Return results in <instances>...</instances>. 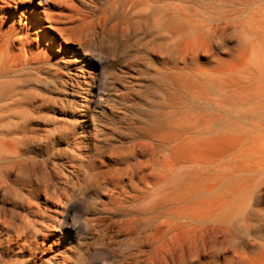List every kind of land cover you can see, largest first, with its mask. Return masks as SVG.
<instances>
[{
    "label": "rangeland",
    "instance_id": "1",
    "mask_svg": "<svg viewBox=\"0 0 264 264\" xmlns=\"http://www.w3.org/2000/svg\"><path fill=\"white\" fill-rule=\"evenodd\" d=\"M19 1L11 8L13 14L22 5H34V0ZM50 1L65 2L64 12L79 18V26L84 20L116 16L123 19L125 29L107 32L105 40L98 42L94 70L98 86L90 87V93L78 87L74 91L66 90L60 81V77L69 75L65 69L34 67L0 73V146L12 142L22 151L20 157L0 156V220L6 219L20 239L40 242L43 219L49 215L47 211H33L37 198L30 194L31 187L47 190L54 200L60 196L81 198L84 203L74 208L78 219L89 207L93 210L97 205L95 201L104 189L101 182L103 172L108 170L106 166L110 164L108 168L113 176L115 169L133 163L144 145H148L151 155L162 150L158 140L144 134L157 120L174 115L177 121L190 111L196 116L219 117L217 129H244L247 134L244 141L228 151L222 165L243 164L254 159L255 152L263 150V77L261 81L254 78L259 82L245 78L248 81L244 79V84H228L225 90L207 88L205 98H194L175 87L170 76L182 72L186 50L195 52V59L187 61L194 68L205 66L213 57L230 59L242 48L247 53L236 59L232 67H244L253 55L254 47L250 48L253 42L264 48L261 39H264V10L260 11L263 16L257 13L258 21L250 20L255 10L264 9V0H145L130 12L117 0ZM168 14L177 17L184 33L172 34L162 27V19L168 18ZM245 18L248 22L244 27L256 41L252 36L253 42L249 44L245 30L236 33L228 28L209 47L194 45V39L200 35L211 37L209 29L213 26L237 24ZM250 21L256 22L250 25ZM261 51L264 55V49ZM256 83L259 86L252 89ZM246 90H251L250 94L254 92L250 95L252 99L249 97V103H238L239 97L234 93ZM239 92L238 96L243 93ZM231 93L237 99H232ZM78 104L82 107H77ZM254 107H259L260 113L250 114ZM261 176L255 174L253 184L247 185L251 193L248 212L257 217L251 233L240 241L241 246L254 253L257 264H261L264 246V175L262 179ZM126 205L130 204L126 202ZM40 256L34 245L20 253L0 245V264H43ZM196 263L204 264L201 259Z\"/></svg>",
    "mask_w": 264,
    "mask_h": 264
},
{
    "label": "bare ground",
    "instance_id": "2",
    "mask_svg": "<svg viewBox=\"0 0 264 264\" xmlns=\"http://www.w3.org/2000/svg\"><path fill=\"white\" fill-rule=\"evenodd\" d=\"M117 1L130 12L145 0ZM17 2L20 1L0 0V73L56 67L69 72L66 78L60 77L66 90L78 87L90 93V87L97 85L94 78L97 44L105 40L107 32L124 31L123 19L107 16L96 21L84 20L79 26V18L64 12L63 1L34 0V5H22L13 14L11 8ZM258 10L249 16L250 20L258 21L257 13L264 9ZM168 16L162 19V27L172 34L184 33L177 17ZM246 21L245 18L237 24L213 26L209 29L211 37L200 35L194 39V45L209 47L228 28L236 33L245 30L250 44L253 39L256 41L252 35L255 30L251 31V39L244 27ZM255 43L248 45L254 47L251 49L254 56L244 67L237 68L232 67L234 61L247 53L242 48L230 59L213 57L205 66L194 68L187 61L195 59V52L186 50L185 67L182 72L172 74L170 81L194 98H205L207 88L225 90L228 84H244L248 77L262 80L264 48ZM257 86L256 83L252 89ZM251 90L238 91L239 96L235 92L238 103H249L250 95L254 94L249 93ZM249 113L258 114L260 108L254 107ZM219 123V117L196 116L190 111L177 121L172 115L154 122L144 134L158 140L162 150L151 155L148 145H144L135 161L115 169L113 176L110 164L108 167L106 164L108 170L103 172L101 182L104 189L95 201L97 205L93 210L89 207L78 219L74 208L84 203L81 198L60 196L54 200L47 190L31 187L30 194L37 198L33 211L49 212L43 219L42 240L20 239L4 219L0 220V245L18 253L34 245L43 264H197L200 259L204 264H257L254 253L241 246L240 241L251 233L257 217L248 212L251 201L248 188L255 174L264 175V147L254 153V159L243 164L222 165L228 151L237 148L247 134L241 127L217 129ZM2 154L20 157L22 151L9 142L1 144ZM260 260L264 264V246Z\"/></svg>",
    "mask_w": 264,
    "mask_h": 264
}]
</instances>
